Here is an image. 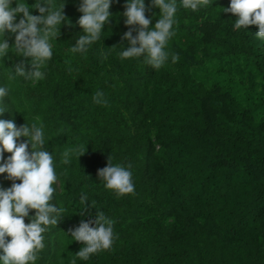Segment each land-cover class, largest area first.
<instances>
[{
  "label": "trees",
  "instance_id": "16d2710c",
  "mask_svg": "<svg viewBox=\"0 0 264 264\" xmlns=\"http://www.w3.org/2000/svg\"><path fill=\"white\" fill-rule=\"evenodd\" d=\"M229 2L210 0L198 12L178 7L167 46L178 60L169 56L159 70L118 56L128 46L126 0H113L100 41L84 56L68 52L83 34L80 0H64L70 24L62 25L46 77L35 85L8 79L17 63L30 69L31 58L9 52L0 62V85L11 88L14 102L5 98L13 108L0 119L20 127L25 109L33 111L60 174L52 202L65 214L44 234L36 264H264V41L255 25L233 29L236 16L223 13ZM145 5L152 27L159 9L151 0ZM6 35L11 46L14 34ZM97 91L105 105L92 102ZM77 144L87 151L60 163V153ZM110 156L113 164L132 165L134 194L117 198L99 183ZM6 175L5 189L12 184ZM82 193L89 197L84 210ZM96 208L115 221V240L85 262L70 230L94 220Z\"/></svg>",
  "mask_w": 264,
  "mask_h": 264
},
{
  "label": "clouds",
  "instance_id": "9594fccd",
  "mask_svg": "<svg viewBox=\"0 0 264 264\" xmlns=\"http://www.w3.org/2000/svg\"><path fill=\"white\" fill-rule=\"evenodd\" d=\"M13 2L0 0V62L9 52H14L17 57L31 58L27 61L30 69L25 62L17 63L8 73V79L21 77L26 83L35 85L45 79V69L54 55L53 41L57 40L62 25L70 24V21L64 15V0H35L32 5L27 0H15L16 7L12 6ZM112 2L80 0L78 10L82 16L78 24L83 34L68 48L72 56L86 55L100 41L111 17ZM209 6L210 0H151V7L159 9V19L149 27L151 21L145 16V0H126L122 15L125 25L130 27L122 37L128 46L121 45L122 50L118 53L121 62L142 58L143 64L156 70L166 65L169 56L171 63H176L177 54L170 53L167 46L176 34L178 7L198 12ZM33 9L38 10L39 15L32 14ZM223 13L236 16L232 25L234 30L257 26L255 36L264 41V0H230ZM20 14L23 15L17 22ZM7 33L14 34L11 46ZM67 71L73 72L70 64ZM11 92L10 87L0 85V116L13 108L4 104L5 98L14 103ZM92 102L105 105L107 100L102 91H97L92 95ZM32 113L25 109V125L20 127L14 119H0V175L6 173L5 178L12 181L7 189L0 186V264H36L40 251H44V234L50 227L57 226L65 214L63 205L52 202L60 184V174L56 171L54 153L45 148L50 139H46L43 121L32 122ZM86 146L77 144L66 148L59 155L60 163L69 164L73 158L79 160L87 151ZM5 152L11 154L6 160ZM131 169V164H113L110 156L108 165L98 170L97 178L105 189L112 190L119 198L135 192ZM87 201L88 195L82 193L79 197L81 210L85 209ZM32 210H35L34 215H30ZM25 218L29 220L27 224ZM114 223L98 209L94 220H81L79 226L70 230L71 240L82 244L76 257L86 262L92 255L110 250L115 240ZM71 264H76V260Z\"/></svg>",
  "mask_w": 264,
  "mask_h": 264
},
{
  "label": "bare ground",
  "instance_id": "6f19581e",
  "mask_svg": "<svg viewBox=\"0 0 264 264\" xmlns=\"http://www.w3.org/2000/svg\"><path fill=\"white\" fill-rule=\"evenodd\" d=\"M10 44V43H9Z\"/></svg>",
  "mask_w": 264,
  "mask_h": 264
}]
</instances>
